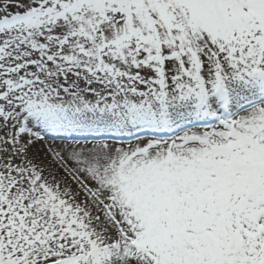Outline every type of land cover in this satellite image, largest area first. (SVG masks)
I'll use <instances>...</instances> for the list:
<instances>
[{"label":"snow or ice","instance_id":"obj_1","mask_svg":"<svg viewBox=\"0 0 264 264\" xmlns=\"http://www.w3.org/2000/svg\"><path fill=\"white\" fill-rule=\"evenodd\" d=\"M0 264H264V0H0Z\"/></svg>","mask_w":264,"mask_h":264}]
</instances>
